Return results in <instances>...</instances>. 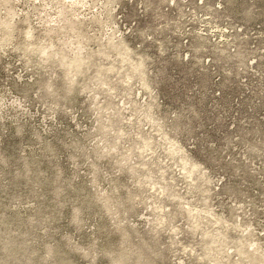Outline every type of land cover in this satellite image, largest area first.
<instances>
[{"label":"rangeland","instance_id":"374dc122","mask_svg":"<svg viewBox=\"0 0 264 264\" xmlns=\"http://www.w3.org/2000/svg\"><path fill=\"white\" fill-rule=\"evenodd\" d=\"M0 264H264V0H0Z\"/></svg>","mask_w":264,"mask_h":264}]
</instances>
